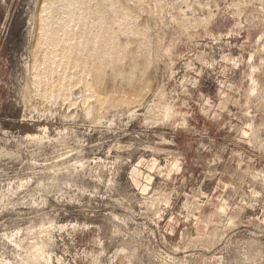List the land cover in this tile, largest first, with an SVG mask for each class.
I'll list each match as a JSON object with an SVG mask.
<instances>
[{"label": "rangeland", "instance_id": "rangeland-1", "mask_svg": "<svg viewBox=\"0 0 264 264\" xmlns=\"http://www.w3.org/2000/svg\"><path fill=\"white\" fill-rule=\"evenodd\" d=\"M0 264H264V0H0Z\"/></svg>", "mask_w": 264, "mask_h": 264}, {"label": "bare ground", "instance_id": "bare-ground-1", "mask_svg": "<svg viewBox=\"0 0 264 264\" xmlns=\"http://www.w3.org/2000/svg\"><path fill=\"white\" fill-rule=\"evenodd\" d=\"M108 19H109V18H108ZM105 22H107V21L105 20ZM109 23H110V22H109ZM81 25H82V24H81ZM93 26H94V25H93ZM135 26H136V25H135ZM135 26H134V28H135ZM109 27H110V26H109ZM122 28H123V27H122ZM126 29H127V28H126ZM133 30H134V29H133ZM111 32H112V31H111ZM112 34H113V32H112ZM113 36H114V35H113ZM89 38H90V37H89ZM61 45H62V44H61ZM110 45H111V44H110ZM85 46L87 47V45H85ZM96 47H97V46H96ZM48 49H49V48H48ZM97 49H98V48H97ZM95 50H96V49H95ZM98 50H99V49H98ZM74 51H75V50H74ZM115 52H116V51H115ZM85 53H86V52H85ZM122 56H123V54H122ZM92 57H93V56H92ZM94 59H95V58H94ZM114 60H115V58H114L113 60L111 59V61H113V62H114ZM104 63H105V62H104ZM111 63H112V62H111ZM102 65H103V67H105L103 63H102ZM111 65H112V64H111ZM116 65H118V64L116 63ZM114 66H115V64H114ZM119 66H120V65H119ZM119 66H118V67H119ZM110 67H111V66H110ZM112 67H113V66H112ZM118 67H117V68H118ZM120 67H121V66H120ZM96 68H97V66H96ZM114 68H115V67H114ZM119 70H120V69H119ZM97 71H98V70H97ZM113 71H115V70H113ZM117 71H118V70H117ZM109 72H110V71H109ZM118 72H119V71H118ZM59 73H60V72H59ZM98 73H99V72H98ZM111 73H112V72H111ZM90 74H91V73H90ZM94 74H95V73H94ZM91 75H93V73H92ZM94 76H96V74H95ZM95 79H96V77H95ZM95 79H94V80H95ZM127 82H128V81H127ZM127 82H126V83H127ZM127 86H129V84H128ZM127 86H126V87H127Z\"/></svg>", "mask_w": 264, "mask_h": 264}]
</instances>
